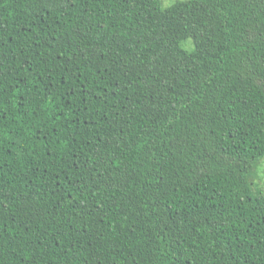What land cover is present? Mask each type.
Wrapping results in <instances>:
<instances>
[{
	"label": "trees",
	"instance_id": "obj_1",
	"mask_svg": "<svg viewBox=\"0 0 264 264\" xmlns=\"http://www.w3.org/2000/svg\"><path fill=\"white\" fill-rule=\"evenodd\" d=\"M263 163L264 0H0V264H264Z\"/></svg>",
	"mask_w": 264,
	"mask_h": 264
},
{
	"label": "rangeland",
	"instance_id": "obj_2",
	"mask_svg": "<svg viewBox=\"0 0 264 264\" xmlns=\"http://www.w3.org/2000/svg\"><path fill=\"white\" fill-rule=\"evenodd\" d=\"M177 1H186V0H161V4H162V7L165 8V7L172 5L173 3L177 2ZM184 47L190 48L188 41L184 42ZM263 165H264V163H263ZM260 177H261L260 183L264 184V167H263V169L260 170Z\"/></svg>",
	"mask_w": 264,
	"mask_h": 264
}]
</instances>
